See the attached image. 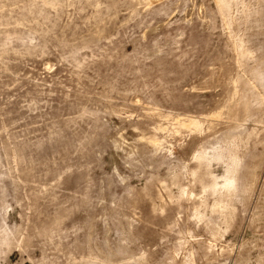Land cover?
Segmentation results:
<instances>
[{
  "label": "rangeland",
  "instance_id": "1",
  "mask_svg": "<svg viewBox=\"0 0 264 264\" xmlns=\"http://www.w3.org/2000/svg\"><path fill=\"white\" fill-rule=\"evenodd\" d=\"M0 264H264V0H0Z\"/></svg>",
  "mask_w": 264,
  "mask_h": 264
}]
</instances>
